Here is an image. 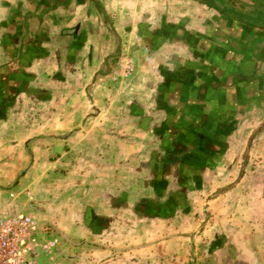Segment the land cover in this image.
Returning <instances> with one entry per match:
<instances>
[{"label": "crops", "instance_id": "crops-1", "mask_svg": "<svg viewBox=\"0 0 264 264\" xmlns=\"http://www.w3.org/2000/svg\"><path fill=\"white\" fill-rule=\"evenodd\" d=\"M20 215L43 264H264L263 30L200 0H0Z\"/></svg>", "mask_w": 264, "mask_h": 264}, {"label": "built area", "instance_id": "built-area-1", "mask_svg": "<svg viewBox=\"0 0 264 264\" xmlns=\"http://www.w3.org/2000/svg\"><path fill=\"white\" fill-rule=\"evenodd\" d=\"M134 71L131 60L121 64L124 76ZM40 227L30 215L0 221V264H34L33 253L47 248L39 237Z\"/></svg>", "mask_w": 264, "mask_h": 264}, {"label": "trees", "instance_id": "trees-1", "mask_svg": "<svg viewBox=\"0 0 264 264\" xmlns=\"http://www.w3.org/2000/svg\"><path fill=\"white\" fill-rule=\"evenodd\" d=\"M224 15L264 32V0H200Z\"/></svg>", "mask_w": 264, "mask_h": 264}, {"label": "rangeland", "instance_id": "rangeland-1", "mask_svg": "<svg viewBox=\"0 0 264 264\" xmlns=\"http://www.w3.org/2000/svg\"><path fill=\"white\" fill-rule=\"evenodd\" d=\"M19 182L20 181H18V180L16 181V183L14 182V184H12L11 189H14V186L15 187L18 186ZM39 237H40L41 241H43V230H41V229L39 230ZM32 255H34V257H33L34 264H43V261L45 259L43 258V250L42 249L35 251V253H33Z\"/></svg>", "mask_w": 264, "mask_h": 264}]
</instances>
